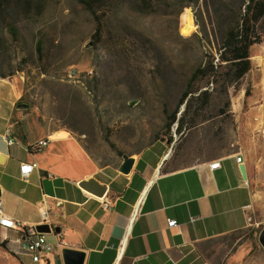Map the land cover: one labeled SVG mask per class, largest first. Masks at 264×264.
I'll return each instance as SVG.
<instances>
[{"label":"rangeland","instance_id":"374dc122","mask_svg":"<svg viewBox=\"0 0 264 264\" xmlns=\"http://www.w3.org/2000/svg\"><path fill=\"white\" fill-rule=\"evenodd\" d=\"M227 1L98 0L96 13L105 15V25L96 36L95 19L78 0H0V79L16 85L21 103L45 126L91 136L110 161L112 154L138 153L155 141L174 147L171 167L240 152L245 90L264 97V43L237 86L223 78L200 81L202 90L210 88L206 106L197 110L202 104L194 103L196 110L185 116L183 105L181 131L177 124L165 128L193 71L209 56L218 63L222 31L214 12L229 14ZM71 68L79 74L70 80ZM262 230L235 233L214 253L224 259L249 247L252 254L261 247Z\"/></svg>","mask_w":264,"mask_h":264},{"label":"crops","instance_id":"0c3cea01","mask_svg":"<svg viewBox=\"0 0 264 264\" xmlns=\"http://www.w3.org/2000/svg\"><path fill=\"white\" fill-rule=\"evenodd\" d=\"M21 97L13 82L0 79V217L27 227L49 225L53 249L33 263L21 231L0 225V264H65L69 250L84 254L82 264H264L260 246L252 254L239 247L224 259L214 253L231 235L264 228V97L246 98L240 152L173 167L169 142L112 154L110 161L91 136L56 131L36 110L18 109ZM44 139L48 145L38 146ZM215 162L219 167L211 169ZM24 165L31 170L23 176ZM91 180L103 196L83 185ZM107 199L108 210L102 206ZM169 220L177 225L168 227Z\"/></svg>","mask_w":264,"mask_h":264},{"label":"trees","instance_id":"16d2710c","mask_svg":"<svg viewBox=\"0 0 264 264\" xmlns=\"http://www.w3.org/2000/svg\"><path fill=\"white\" fill-rule=\"evenodd\" d=\"M78 1L93 15L96 22L95 35H100L105 25V15L96 13L98 0ZM225 5L229 14L223 15L217 9L214 12L215 20H219V29L222 31L218 63L215 64V58L209 56L204 65L193 71L176 109L167 116L165 126L167 130L177 124V130L181 131L184 119H180L181 122L177 121V114L183 105L185 106V116L192 110H196L194 103L202 104L197 110L206 106L211 97L210 88L202 90L198 86L200 81L211 80V83H217L223 78L231 86H237L240 80L253 70L252 53L256 47L264 43V0H228ZM227 24L228 28L223 30L222 27ZM223 70L227 72L223 73ZM251 95L252 90L247 88L245 98H249ZM21 102L20 100L19 103ZM169 140H172L171 137ZM106 141L111 148L115 149V144L109 140L108 136Z\"/></svg>","mask_w":264,"mask_h":264},{"label":"built area","instance_id":"2783aa9c","mask_svg":"<svg viewBox=\"0 0 264 264\" xmlns=\"http://www.w3.org/2000/svg\"><path fill=\"white\" fill-rule=\"evenodd\" d=\"M79 72L75 68H71L67 71L66 77L67 79H75L78 76ZM92 74V71L88 73ZM49 140L44 139L38 142V146L46 147L48 145ZM9 144H12V140H8ZM237 163L243 162V157L240 155L236 158ZM219 162H215L211 165V169H216L219 167ZM31 170V166L24 165L21 168V172L24 175L29 173ZM102 206L104 209H109L111 206L110 200H103ZM41 218L43 223L47 221V212L44 211L41 213ZM192 221H195V218H192ZM16 228H18L22 233V247L23 249L29 253L32 257L33 263H37L41 260V255L47 252H50L53 249L52 243L48 240L46 233H39L36 231L34 227L23 226L21 223H13ZM9 221H7L4 217H0V225L4 227H10L13 225ZM177 225V221L169 220L168 227H174ZM52 233H54V229L52 228ZM64 242L62 240L59 241V246H64Z\"/></svg>","mask_w":264,"mask_h":264},{"label":"water","instance_id":"95a60500","mask_svg":"<svg viewBox=\"0 0 264 264\" xmlns=\"http://www.w3.org/2000/svg\"><path fill=\"white\" fill-rule=\"evenodd\" d=\"M88 46H92V44H89ZM18 109H25V108H29V105L27 103H19L17 105ZM131 167V160H126L125 163L123 164V166L121 167V172L123 173H128ZM241 173L242 176L244 177V179H246V172H245V168L244 166H241ZM85 185L86 188L89 189V191H91L93 194L98 195V196H103L104 194V189H98L97 187V183L95 180H91L90 183H85L83 184ZM37 232L39 233H46V234H51L52 233V228L49 225H40L38 227L35 228ZM259 243L261 245V247L264 249V228L261 231L260 235H259ZM65 264H82L83 263V259H84V254L82 252L79 251H67L65 253Z\"/></svg>","mask_w":264,"mask_h":264},{"label":"bare ground","instance_id":"6f19581e","mask_svg":"<svg viewBox=\"0 0 264 264\" xmlns=\"http://www.w3.org/2000/svg\"><path fill=\"white\" fill-rule=\"evenodd\" d=\"M8 84V83H7ZM10 90V89H9ZM11 92V91H10ZM60 136H64L65 135V132H60L58 133Z\"/></svg>","mask_w":264,"mask_h":264}]
</instances>
